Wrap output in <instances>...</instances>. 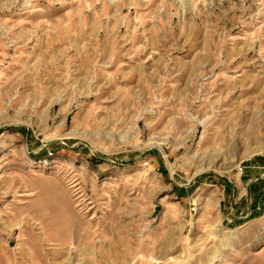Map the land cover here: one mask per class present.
Instances as JSON below:
<instances>
[{
    "label": "rangeland",
    "instance_id": "374dc122",
    "mask_svg": "<svg viewBox=\"0 0 264 264\" xmlns=\"http://www.w3.org/2000/svg\"><path fill=\"white\" fill-rule=\"evenodd\" d=\"M263 166L264 0H0V264H264Z\"/></svg>",
    "mask_w": 264,
    "mask_h": 264
},
{
    "label": "crops",
    "instance_id": "0c3cea01",
    "mask_svg": "<svg viewBox=\"0 0 264 264\" xmlns=\"http://www.w3.org/2000/svg\"><path fill=\"white\" fill-rule=\"evenodd\" d=\"M248 175H249L248 178H246V181H247L248 183L257 180V178L259 177V176H258V177H254V176H252L250 173H249Z\"/></svg>",
    "mask_w": 264,
    "mask_h": 264
},
{
    "label": "built area",
    "instance_id": "2783aa9c",
    "mask_svg": "<svg viewBox=\"0 0 264 264\" xmlns=\"http://www.w3.org/2000/svg\"><path fill=\"white\" fill-rule=\"evenodd\" d=\"M263 167H264V166H263ZM238 170H239V172L241 173V171H242V167L239 166V167H238ZM256 208L259 209V206H257Z\"/></svg>",
    "mask_w": 264,
    "mask_h": 264
},
{
    "label": "bare ground",
    "instance_id": "6f19581e",
    "mask_svg": "<svg viewBox=\"0 0 264 264\" xmlns=\"http://www.w3.org/2000/svg\"><path fill=\"white\" fill-rule=\"evenodd\" d=\"M255 103H257V102H255Z\"/></svg>",
    "mask_w": 264,
    "mask_h": 264
}]
</instances>
